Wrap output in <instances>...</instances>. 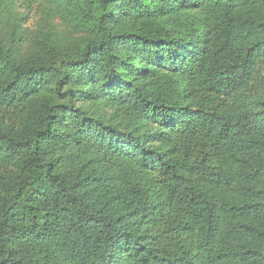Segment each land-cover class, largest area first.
Here are the masks:
<instances>
[{"label": "trees", "instance_id": "trees-1", "mask_svg": "<svg viewBox=\"0 0 264 264\" xmlns=\"http://www.w3.org/2000/svg\"><path fill=\"white\" fill-rule=\"evenodd\" d=\"M0 264H264V0H0Z\"/></svg>", "mask_w": 264, "mask_h": 264}]
</instances>
